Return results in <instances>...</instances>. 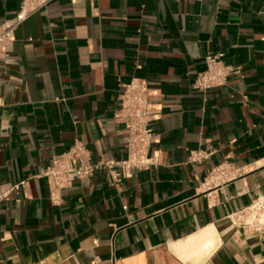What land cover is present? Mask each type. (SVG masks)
<instances>
[{
  "label": "crops",
  "instance_id": "crops-1",
  "mask_svg": "<svg viewBox=\"0 0 264 264\" xmlns=\"http://www.w3.org/2000/svg\"><path fill=\"white\" fill-rule=\"evenodd\" d=\"M19 6L0 0V26ZM220 53L240 72L197 91ZM133 80L160 111L159 165L118 187L98 170L53 205L56 155L128 158L117 112ZM224 165L238 177L209 188ZM22 182L0 204V264H264V226L228 218L256 205L264 224V0H55L30 17L0 55V188Z\"/></svg>",
  "mask_w": 264,
  "mask_h": 264
},
{
  "label": "built area",
  "instance_id": "built-area-1",
  "mask_svg": "<svg viewBox=\"0 0 264 264\" xmlns=\"http://www.w3.org/2000/svg\"><path fill=\"white\" fill-rule=\"evenodd\" d=\"M55 0H19V10L9 22L0 26V55L6 56L8 49L15 41L16 30L30 17L46 9ZM206 69L197 75L194 88L206 93L215 88L225 87L230 78L240 72L239 67L232 66L225 61V55L209 54L205 57ZM153 91L145 81L133 80L124 86L120 97V108L117 112V120L123 125L126 135L128 158L123 161H107L93 163L88 148L76 143L66 152L56 155L52 165L41 175L47 177L52 184L51 202L55 206L62 204V193L70 189L77 180H87L96 171L107 169L110 173L112 184L119 186L123 176H130L134 170H144L159 165V155L151 154L152 146L157 142L154 124L159 118L160 111L151 98ZM204 152L192 153L190 161L197 163L207 158ZM238 177L236 171L226 165L211 171L206 181L209 188L223 186ZM28 182H22L7 191L0 188V204L8 201L13 194L26 188ZM258 206L254 205L242 211L229 215V220L243 229L251 227L259 228L263 223H257L254 215ZM128 207H124L127 210ZM97 244V242L95 243Z\"/></svg>",
  "mask_w": 264,
  "mask_h": 264
}]
</instances>
